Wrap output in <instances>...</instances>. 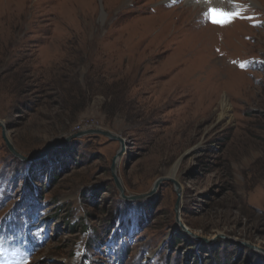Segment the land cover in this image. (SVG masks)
<instances>
[{
	"label": "rangeland",
	"instance_id": "1",
	"mask_svg": "<svg viewBox=\"0 0 264 264\" xmlns=\"http://www.w3.org/2000/svg\"><path fill=\"white\" fill-rule=\"evenodd\" d=\"M71 2L0 0V264H264V0Z\"/></svg>",
	"mask_w": 264,
	"mask_h": 264
},
{
	"label": "water",
	"instance_id": "2",
	"mask_svg": "<svg viewBox=\"0 0 264 264\" xmlns=\"http://www.w3.org/2000/svg\"><path fill=\"white\" fill-rule=\"evenodd\" d=\"M1 125V124H0ZM90 133H95V134H98V135H103L105 137H107L108 139L112 140V141H118L120 143V151L119 153L117 154V156L115 157V159L113 160V163H112V174H113V178H114V181H115V184L117 186V188L119 189L121 195H123L124 193V189L121 185V182L120 180L118 179L117 175H116V162H118V160L120 159V157L122 156V154L124 153L125 151V141L122 140L120 137L118 136H115L113 135L112 133L108 132V131H100V130H95V131H91ZM90 133H79V134H75V135H72L71 136V139L72 138H79V137H82L86 134H90ZM4 139L6 141V145L8 147V149L15 155V156H19V154L16 152L14 146L9 142V140L6 138V133L4 132ZM59 144V143H58ZM62 144V143H60ZM59 144V145H60ZM52 147H54V144H50L47 149L43 152L44 154H47L49 152H51V150L53 149ZM28 160H32V159H28ZM164 180H171L170 178L169 179H161L159 180L156 185H155V189H158V187L161 185V183L164 181ZM172 181L175 183V186H176V192H177V195H178V198H177V202H176V210L178 211V207L180 205V201H181V190H180V187L179 185L172 179ZM153 191V192H154ZM152 192V193H153Z\"/></svg>",
	"mask_w": 264,
	"mask_h": 264
},
{
	"label": "bare ground",
	"instance_id": "3",
	"mask_svg": "<svg viewBox=\"0 0 264 264\" xmlns=\"http://www.w3.org/2000/svg\"><path fill=\"white\" fill-rule=\"evenodd\" d=\"M72 2L71 3H74V1H76V0H71ZM123 1V3L124 4H128V3H130V2H132V1H136V0H122ZM216 2H214L213 4L214 5H217L218 7H228L229 5H230V0H215ZM231 1H233V0H231ZM248 1H250L251 2V4L252 5H255V0H248ZM118 2V1H117ZM168 2V1H167ZM171 2V1H170ZM203 5H205V3L204 2H196L195 0H186L185 2H184V6L186 7V11H184V13L186 12V13H188V14H190L189 16H188V19H190V17L192 18L193 17V15H194V13H196V12H201V11H203V9H205V7H203ZM192 14V15H191ZM241 24H244L243 22H241ZM240 24V25H241ZM245 25V24H244ZM221 27H218V26H211V25H209V30H217V29H220ZM198 33H203V31H200V32H198ZM200 35V34H199ZM210 36H213V35H210ZM208 37L207 38V36H205L204 34L201 36V40H204V41H206V40H213L211 37ZM211 38V39H210ZM212 45V43L209 45V48L207 49V50H211V48H210V46ZM118 162H116V164H117ZM170 177V176H169ZM181 205V204H180Z\"/></svg>",
	"mask_w": 264,
	"mask_h": 264
},
{
	"label": "snow or ice",
	"instance_id": "4",
	"mask_svg": "<svg viewBox=\"0 0 264 264\" xmlns=\"http://www.w3.org/2000/svg\"><path fill=\"white\" fill-rule=\"evenodd\" d=\"M240 13H228L222 9H211L209 12L210 22L221 26L231 23Z\"/></svg>",
	"mask_w": 264,
	"mask_h": 264
},
{
	"label": "trees",
	"instance_id": "5",
	"mask_svg": "<svg viewBox=\"0 0 264 264\" xmlns=\"http://www.w3.org/2000/svg\"><path fill=\"white\" fill-rule=\"evenodd\" d=\"M73 230H75V227H72Z\"/></svg>",
	"mask_w": 264,
	"mask_h": 264
}]
</instances>
